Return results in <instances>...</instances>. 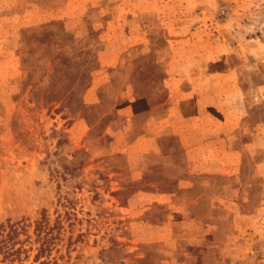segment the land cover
Returning <instances> with one entry per match:
<instances>
[{
  "label": "rangeland",
  "instance_id": "obj_1",
  "mask_svg": "<svg viewBox=\"0 0 264 264\" xmlns=\"http://www.w3.org/2000/svg\"><path fill=\"white\" fill-rule=\"evenodd\" d=\"M62 29L72 36L60 41ZM116 50L109 73L84 79L96 56ZM57 53L85 65L61 81ZM263 83L264 0H0V220L30 234L35 221L60 222L49 264H264V148L222 179L234 190L228 210L201 202L196 214L216 220L205 238L177 242L176 205L140 206L156 183L125 154L147 119L176 115L191 88L216 100L236 86L245 124L264 122ZM163 143L176 149L175 136ZM157 187L176 195L172 183ZM29 254L0 264H31Z\"/></svg>",
  "mask_w": 264,
  "mask_h": 264
},
{
  "label": "crops",
  "instance_id": "obj_2",
  "mask_svg": "<svg viewBox=\"0 0 264 264\" xmlns=\"http://www.w3.org/2000/svg\"><path fill=\"white\" fill-rule=\"evenodd\" d=\"M256 89L260 96L256 102L261 103L264 83L258 84ZM212 92L194 88L180 92L176 105H172L176 115L149 117L145 131L130 143L138 144L139 148L125 153L133 171L152 176L156 183V187L146 188L156 194H150L152 198H139L143 200L140 206L169 209L176 205V242L205 238L216 220H213L215 216L207 218L196 214L204 206L201 202L206 199L209 208L228 210L229 192L234 190L222 179L228 181L240 175L245 152L253 159L257 150L264 148V122L252 127L244 122L247 112L244 93L234 86L215 100ZM167 135L176 137V149L170 152L163 145ZM245 135L249 140H243ZM217 179L220 182L216 183ZM168 183H172L176 195L157 187ZM135 197L138 199L136 194ZM170 222L171 219H167L163 223L164 229Z\"/></svg>",
  "mask_w": 264,
  "mask_h": 264
},
{
  "label": "trees",
  "instance_id": "obj_3",
  "mask_svg": "<svg viewBox=\"0 0 264 264\" xmlns=\"http://www.w3.org/2000/svg\"><path fill=\"white\" fill-rule=\"evenodd\" d=\"M58 24L60 25L59 22L55 21L50 22L43 27H40V35H51L52 33L50 34L48 32L47 27L49 25L58 27ZM34 31H37V29H34ZM57 32L61 36L60 41H64L70 38L73 33L64 29ZM99 46H101V44H97V49ZM102 47L107 50L112 47V44H105ZM118 52L119 51L116 50L115 53L112 52L111 55L110 53H107L104 55L102 54L100 57L95 55V61L97 60V64L91 69V72L89 71V73L88 70L85 69L84 73H86V77H84V79H86V81L89 80L88 78H90L96 71L97 76H100L104 72L109 73L108 71L110 70L111 62L116 59L118 60L119 58H117ZM50 63L54 65L55 74L56 76L61 77V81H64L65 77L68 76L72 70H74L75 68L83 67L85 65L84 62H78L75 57H68L67 55H64L62 53H57L56 56L52 57ZM87 63L92 65L93 61L87 60ZM79 85L80 83L76 82V86ZM257 86L258 84L256 85V87ZM55 102L64 103L65 94L57 96ZM134 118H136V116L128 117L126 119L130 123H132L134 121ZM42 220L40 219L39 221L34 222L31 234L28 232V225H26L25 223L11 222L9 219H6L5 221L0 220V261L9 263H20L27 260L30 256L29 253L31 251H34L35 254L32 257L31 264H49V260L47 259V257L49 256L50 251L55 247L54 240H58L59 238L58 236L61 225L60 222H57L56 226H49L47 223L42 224ZM54 229H56L55 232ZM21 236H23V238H21ZM31 236L35 237L33 240V243L37 244L35 248L31 246ZM27 244H29L28 247H26ZM42 257L44 259L40 260ZM52 263L57 264L56 259H54Z\"/></svg>",
  "mask_w": 264,
  "mask_h": 264
}]
</instances>
